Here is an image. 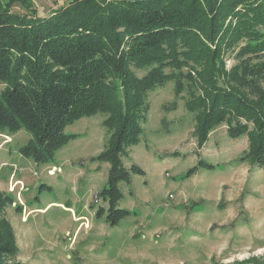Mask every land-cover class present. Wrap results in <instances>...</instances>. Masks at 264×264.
Instances as JSON below:
<instances>
[{
  "label": "rangeland",
  "instance_id": "374dc122",
  "mask_svg": "<svg viewBox=\"0 0 264 264\" xmlns=\"http://www.w3.org/2000/svg\"><path fill=\"white\" fill-rule=\"evenodd\" d=\"M67 1L35 3L46 16ZM235 55H225L230 80L248 85L252 98L262 97L264 78L261 90L253 87V79L237 72ZM148 71L136 69L139 76ZM194 81L184 78L180 93L175 77L149 90L138 141L122 154L129 177L115 178L122 193L116 205L125 210L115 224L107 220L111 164L99 157L112 135L104 112L67 124L70 138L45 162L20 151L33 138L30 130L0 133V193L11 197L0 216L16 237L14 260L264 264V149L258 154L255 137L237 130L233 120L217 123L202 143L197 113L187 103L202 95ZM4 87L0 84V92ZM241 120L254 127L251 120Z\"/></svg>",
  "mask_w": 264,
  "mask_h": 264
},
{
  "label": "trees",
  "instance_id": "16d2710c",
  "mask_svg": "<svg viewBox=\"0 0 264 264\" xmlns=\"http://www.w3.org/2000/svg\"><path fill=\"white\" fill-rule=\"evenodd\" d=\"M229 51L236 52L237 72L261 90L264 0H68L46 16L35 0H0V133L30 130L33 138L20 151L45 162L70 138L67 124L104 112L112 135L99 157L111 164L105 190L107 220L115 224L125 215L115 181L129 177L122 154L138 141L149 90L170 77L179 93L184 78L202 90L187 102L202 143L217 123L233 120L263 151L264 94L252 98L248 85L230 80ZM136 69L149 71L139 76ZM9 203L0 193V215ZM18 253L12 227L0 216V264H25L14 260Z\"/></svg>",
  "mask_w": 264,
  "mask_h": 264
},
{
  "label": "crops",
  "instance_id": "0c3cea01",
  "mask_svg": "<svg viewBox=\"0 0 264 264\" xmlns=\"http://www.w3.org/2000/svg\"><path fill=\"white\" fill-rule=\"evenodd\" d=\"M71 211H74V209H73V208H71Z\"/></svg>",
  "mask_w": 264,
  "mask_h": 264
}]
</instances>
